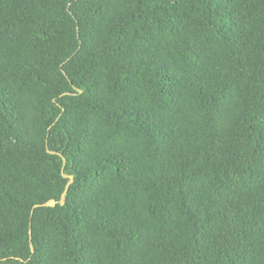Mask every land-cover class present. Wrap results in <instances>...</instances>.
Here are the masks:
<instances>
[{"label": "trees", "instance_id": "obj_1", "mask_svg": "<svg viewBox=\"0 0 264 264\" xmlns=\"http://www.w3.org/2000/svg\"><path fill=\"white\" fill-rule=\"evenodd\" d=\"M0 264H264V0H0Z\"/></svg>", "mask_w": 264, "mask_h": 264}, {"label": "water", "instance_id": "obj_2", "mask_svg": "<svg viewBox=\"0 0 264 264\" xmlns=\"http://www.w3.org/2000/svg\"><path fill=\"white\" fill-rule=\"evenodd\" d=\"M60 155L63 157L62 154H60ZM65 165H66V160L64 159L63 171L65 169ZM65 177L69 178L70 180H69V182H68V184L66 186V189H65L64 193L62 194V198H61V201H60L62 204L64 203V198H65V196H66V194H67V192H68V190L70 188V185L72 184V182L74 180V177L73 176L65 175ZM56 205H57V201L54 200V199H51V200L47 201L46 203H44L42 205H37L36 207H40V206L55 207ZM30 234H32V231H30Z\"/></svg>", "mask_w": 264, "mask_h": 264}]
</instances>
